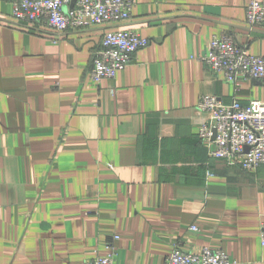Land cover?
I'll return each instance as SVG.
<instances>
[{"label": "crops", "instance_id": "1", "mask_svg": "<svg viewBox=\"0 0 264 264\" xmlns=\"http://www.w3.org/2000/svg\"><path fill=\"white\" fill-rule=\"evenodd\" d=\"M14 1L0 0V264H87L109 245L117 264H165L175 246L264 264V165L211 159L197 108L264 102L260 81L235 87L199 61L221 34L264 58L250 1L134 0L127 23L61 39L13 24ZM122 29L150 45L96 85L103 35Z\"/></svg>", "mask_w": 264, "mask_h": 264}, {"label": "built area", "instance_id": "2", "mask_svg": "<svg viewBox=\"0 0 264 264\" xmlns=\"http://www.w3.org/2000/svg\"><path fill=\"white\" fill-rule=\"evenodd\" d=\"M249 1L247 26L251 31H264V2ZM135 5L134 0H15L12 23L42 33L51 32L56 34L55 39H61L67 32L127 23ZM149 45V39L133 30L105 32L100 49L93 58L91 80L96 85L104 80H115L132 63L135 55ZM199 61L210 71L222 73L225 81L235 87L255 79L264 86V58L249 53L248 48L240 46L234 36L221 34L213 37L206 54L199 56ZM197 108L206 117L199 137L209 143L211 159L257 174L264 165V102L256 100L245 105L233 100L224 103L208 95L200 98ZM214 132L216 136L213 139ZM191 229L198 231L195 226ZM260 241L264 248V215L260 220ZM108 250L107 255L98 256L87 264H117L116 248L109 245ZM165 264L234 262L221 250L203 248L184 252L175 246Z\"/></svg>", "mask_w": 264, "mask_h": 264}, {"label": "water", "instance_id": "3", "mask_svg": "<svg viewBox=\"0 0 264 264\" xmlns=\"http://www.w3.org/2000/svg\"><path fill=\"white\" fill-rule=\"evenodd\" d=\"M215 136H216V132H214V137H213V139L215 138Z\"/></svg>", "mask_w": 264, "mask_h": 264}]
</instances>
